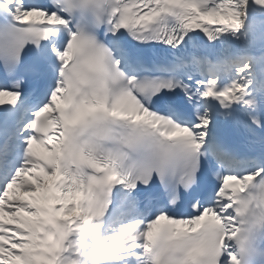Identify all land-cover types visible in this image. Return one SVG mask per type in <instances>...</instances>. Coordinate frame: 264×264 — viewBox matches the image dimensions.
<instances>
[{
	"label": "snow or ice",
	"instance_id": "1",
	"mask_svg": "<svg viewBox=\"0 0 264 264\" xmlns=\"http://www.w3.org/2000/svg\"><path fill=\"white\" fill-rule=\"evenodd\" d=\"M0 264H264V0H0Z\"/></svg>",
	"mask_w": 264,
	"mask_h": 264
}]
</instances>
